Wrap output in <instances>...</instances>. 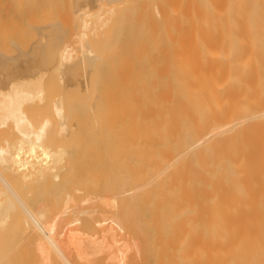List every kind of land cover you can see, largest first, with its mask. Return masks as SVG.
I'll list each match as a JSON object with an SVG mask.
<instances>
[{
    "label": "bare ground",
    "instance_id": "obj_1",
    "mask_svg": "<svg viewBox=\"0 0 264 264\" xmlns=\"http://www.w3.org/2000/svg\"><path fill=\"white\" fill-rule=\"evenodd\" d=\"M177 1L162 9L165 58L149 73L85 78L98 126L79 146L88 151L49 149L55 120L52 134L76 132L60 98L0 91V132L8 126L4 136L18 139L14 153L0 139V264H264V0ZM83 21L80 45L91 26ZM70 48L59 52L60 66L73 63ZM82 48L78 65L91 70L96 58ZM68 72L61 92L72 86L64 77L78 74ZM34 103L49 107L54 123H33L23 107Z\"/></svg>",
    "mask_w": 264,
    "mask_h": 264
},
{
    "label": "rangeland",
    "instance_id": "obj_2",
    "mask_svg": "<svg viewBox=\"0 0 264 264\" xmlns=\"http://www.w3.org/2000/svg\"><path fill=\"white\" fill-rule=\"evenodd\" d=\"M76 1L78 2V0H0V58H1L0 59V63H1L0 64V80H2V82L0 81V83H2V84H0V91H4L5 94H12L15 91V89L17 90V88H20V90H24V91L28 90V92L29 91H31V92L37 91L38 92V91L43 90L42 92H44V94L47 95V96L45 95V97L47 98V100H45V102L50 99L48 101V104H49V102L52 103L54 100H56L57 97L60 98V100H62V106L64 107L65 126L70 131L72 130L71 128H73V131H76L75 133L74 132L73 133H74V135L76 134L77 137H75L72 134V132H70L75 138L72 137L69 132H68L69 135L66 134L67 136L66 135L63 136L61 134H60V136H62V137L59 136L58 133L60 131L58 129H60V126H58L59 124H56L57 123L56 120L55 121L53 120L55 123L53 121H51L53 119V117H51L52 112L49 116V113H50L49 112L50 110H48V109H50L49 107L46 106V108H47L46 109L44 107L36 105L35 103H34V105L28 104L29 106L26 107V104H25V106H24L25 108L23 107V110L26 109V112L29 111L28 113L30 115L27 113H25V114H27L30 118L32 117L31 119L34 121L33 123H35V124L40 125V123L44 121L43 119H45V118L50 119V121L54 123V125H53V123H52V125L56 129L55 130L53 128L50 130L58 131V133L53 132V134H52L51 133L52 131L51 132L49 131L52 139L50 136H49L50 139H48L49 137L47 135L46 143L53 142V145H51L52 143L50 144L51 148L48 144L49 149L54 150V152H55V150H57L59 148L60 149L62 148L63 149L62 151H64V149H67V151L65 150V152L68 153V151L70 150L69 154L76 152L77 151L76 149H79L78 152L81 150L82 151L87 150L88 147H86V149L85 148L83 149V148H79V146L80 147L83 146L85 144V142H86V144H88L87 140L90 139V134H89V137L87 136V138H86V135H87V133H91L92 127L93 128L95 127L98 129V126H94L92 119H90V117H92V115L89 113L90 112V106H91L90 103L92 102L91 100L93 99L94 96H92L93 94L89 91L90 89L89 90L85 89L86 79H90V81H91V78H93V77H91L92 76L91 74L94 75V73H95L96 75H94V76H96V77H94V78L98 81L111 80V81H115V82L116 81L122 82L121 80L125 81V79H127L126 81H133L134 79H136V76H138L139 73H141L143 71L146 74L149 73L151 71L152 66H156L155 64L158 65V63H157L158 61L156 62L155 60H159L161 62V60L163 61L165 58L164 57L165 52H163V51H164L165 44H166V37H165L166 22L164 21L163 18H165L164 16H166L167 14L169 15V13H167L166 15H164V14L166 12H169L170 9L172 7H174L175 5H177V3H178L177 0H130V1H126V0H110V1L109 0H106V1L105 0H103V1L102 0H96L95 1L94 0L95 1L94 4L91 5L90 3L87 2V0H82V2L88 3V5H86L87 8H84V10H83L82 8L77 7L78 9H80V10H78L76 8V5H77ZM122 1H124L126 3H123ZM121 2H122V5H121ZM130 2H131V4H130ZM108 4H109V6H108ZM144 4H146L147 6ZM155 5H157V9H156ZM171 5H173V6L171 7ZM103 6H105V7H103ZM113 9H114V13H113ZM162 9H165L166 11L163 10V11H165V13L161 15V13H163ZM107 12H109V15H110L109 17H111L109 19V21H108L109 17H108ZM111 12H112V14H110ZM124 12H126V13H124ZM80 13H82V14H80ZM102 14L106 15V16H103L105 18L100 16ZM155 14H157V15L159 14V16L160 15L161 16L159 17ZM76 16H78V17H76ZM113 16H114V18H113ZM100 17L104 19V20H101V22L102 21L105 22V20H106L105 29L104 28L102 29L101 23L99 25V27L102 30H100L98 25H97V24H99L98 21H100L99 20ZM83 18L91 26L89 25L90 26V28H88L89 32H86V37H88V38L85 37L86 41L85 42L83 41L85 45L84 44L80 45V44H78L81 41L80 36L84 34L82 32L83 29H81V28H83L82 27L83 23H81L84 20ZM162 19H163V21H162ZM165 20H166V18H165ZM50 23H52V24H50ZM156 24H157V26H155ZM51 25H54V26L56 25L55 27H57V28H54V26L52 27ZM42 26L44 29L41 28ZM35 27L37 28L36 30L34 29ZM49 27L50 28L52 27V29H50ZM60 27H61V29H60ZM58 29L60 31H58ZM160 29H162V31ZM32 30H35L34 32H35L36 36H35V34H33L34 32ZM38 30H40V32L41 31L42 32L37 33ZM94 32H96V33H94ZM162 32H163V34H162ZM52 33H57V35L55 34V36H53L54 34L52 35ZM38 35H39V37H38ZM42 37H43V39L41 40ZM36 40H37V42H36ZM42 41H44V42H42ZM39 42H41V43H39ZM11 44H12V46H11ZM15 44H16L17 48H16ZM39 45L41 47H39ZM82 45L84 46V48L87 47V48H85L86 51L92 52V54L94 55V56L92 55L94 57L93 60H95V58H96V60L94 61L95 66L91 70L90 69L86 70L87 66H85L86 68L84 67V69H83L84 65H78L81 62L80 60L82 58V54H83L82 52L84 51V49L82 48ZM64 46H65V48L71 47L70 49L75 51V52L73 51L75 54V55L73 54L74 55L73 60H72L73 63H69L72 65L67 64L68 67L66 64H65L66 66L64 65L65 67L60 66V64L58 62V54L61 50H63ZM79 48L81 50L83 49V51L81 52V50ZM158 48H160V49L158 50ZM36 49H38V50H36ZM33 50H34V52H33ZM160 50H163V51L160 52ZM86 51H85V54H86ZM162 52L164 54H161ZM20 55H22V56H20ZM28 55H29V57H28ZM35 55H37V56H35ZM157 55H158V57H156ZM25 56H26V58H25ZM19 57L21 59H19ZM2 58H4V60ZM9 59L12 61H10ZM18 59H19V61H18ZM13 60H15V61L13 62ZM36 60L37 61L39 60L40 62H37ZM4 61H6L7 64L3 63ZM16 61H17V63H16ZM47 61L50 62L49 64H51V65L49 67L48 66L46 67V68H49V69H46L47 71L49 70L48 73L46 74L47 71L44 70L45 69L44 66H46V63L48 64ZM10 62L11 63L13 62L12 64H14V65H16V64H18V65L13 67V65L10 64ZM32 62H34V65H32L33 64ZM95 62H98V63H95ZM40 63L43 64L44 66L41 65ZM53 63H54V65H53ZM4 65H5V68H7V69H5V68L3 69ZM6 65H8L9 67L12 65L13 68H11V67L9 68L8 66L6 67ZM75 65H78L77 68ZM31 66L34 69H32ZM41 66H43L44 69ZM59 66H60V68L61 67L62 68L60 69ZM74 66H75V68L72 70V72L76 75L78 73L77 71L80 70L79 72L81 74L78 73L79 76H77L78 75L77 74L75 77L74 74L70 75V74H72V72H70V73L68 72L69 69L67 70V68H69V67L72 68ZM12 69H15V70L12 71ZM40 69H42V73L40 72L41 71ZM3 70H5V73L8 71L6 73L7 77L4 75L5 73ZM34 70L36 72H34ZM57 70H59V71H57ZM64 70H66L69 73V76H74L73 78L75 79V81L73 83L74 79L72 77L66 78L68 76L65 75L66 76V77H64L65 79H67V80L72 79V83H70V84H72V86L69 88L64 87L62 90L64 92H61L59 87L64 86L63 85L64 83L62 82L63 81L62 80L63 74L65 73V72L63 73ZM74 70H76V71L74 72ZM37 71H39L41 74H39V72H37ZM43 71H45L44 72L45 74L43 73ZM34 73H35V76H34ZM36 73L39 76L37 75V77H36ZM8 75H9V77H8ZM18 76H20V78L21 77L26 78V76H29V77H27V79H30V77H31L32 80L30 79V80H28V82L27 81H19V80L15 81L14 79H16ZM33 76H34V79L32 78ZM4 78L5 79L6 78L7 79H13L14 82H12L11 84H9L7 86L2 87V85H4L5 83L7 84V82H8V80H6L7 81L6 82L4 80ZM35 78H37V79H35ZM51 78H52V80H51ZM3 80H4V82H3ZM60 81H61V84H59ZM87 81H89V80H87ZM39 82H41V83H39ZM75 82L77 84H75ZM112 83H114V82H112ZM114 85H115V83H114ZM46 86H47V88H45ZM34 88H35V90H34ZM37 88H38V90H37ZM90 93H91V97H90ZM51 99H53L52 102H51ZM46 104H47V102H46ZM35 106H36V108H35ZM37 106H39V107H37ZM51 111H52V109H51ZM47 113H48V116H47ZM89 114L91 115L90 117H89ZM56 125L58 127H56ZM88 128H90V129L88 130ZM85 130H86V133H85ZM3 132L4 133L8 132V126H7V128H4L2 130V132H0V134L2 133L0 139L2 140V138L4 137L6 140L3 138L2 141L5 140L6 145H9L11 148L14 147L15 143L17 144V141H15L17 139V138H15L16 136L14 134L12 135V133L9 134V135H12L11 137L8 134L5 135L8 138L10 137V139L8 141L7 138L4 136ZM78 133H80V134H78ZM55 134L57 135V138L59 137V139L55 138L56 137ZM2 135H3V137H2ZM78 135H79V137H78ZM70 136L72 137V139H70ZM53 138L56 139L57 143H61V144L58 145L55 141H52ZM1 140H0V142H2ZM58 140L59 141L63 140V142H58ZM7 141L10 143L7 144ZM5 142H2V143H4L2 145H5ZM81 142H83L84 144ZM75 143H76V145H75ZM80 143L82 145H80ZM45 145L47 146V144H45ZM56 145L59 148L58 147L56 148ZM0 146H1V144H0ZM53 146L56 149H54ZM16 147L18 148V145H16ZM16 147L12 148L13 150L9 147L8 148L12 151V153H14ZM48 147L47 148L45 147V148L48 149ZM60 149L57 150L56 152L61 151ZM87 151H85V152H87ZM79 153H81V152H79Z\"/></svg>",
    "mask_w": 264,
    "mask_h": 264
}]
</instances>
